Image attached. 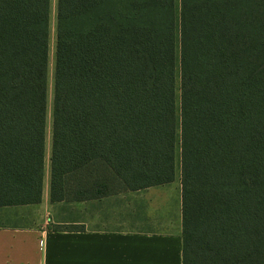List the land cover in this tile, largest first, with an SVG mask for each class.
I'll return each mask as SVG.
<instances>
[{
    "label": "trees",
    "instance_id": "16d2710c",
    "mask_svg": "<svg viewBox=\"0 0 264 264\" xmlns=\"http://www.w3.org/2000/svg\"><path fill=\"white\" fill-rule=\"evenodd\" d=\"M178 3L56 0L49 200L169 184L178 148L182 264H264V0ZM49 18L0 0V207L41 202Z\"/></svg>",
    "mask_w": 264,
    "mask_h": 264
},
{
    "label": "crops",
    "instance_id": "0c3cea01",
    "mask_svg": "<svg viewBox=\"0 0 264 264\" xmlns=\"http://www.w3.org/2000/svg\"><path fill=\"white\" fill-rule=\"evenodd\" d=\"M179 178L178 168L169 184L51 203L45 148L41 202L0 207V264H182Z\"/></svg>",
    "mask_w": 264,
    "mask_h": 264
},
{
    "label": "rangeland",
    "instance_id": "374dc122",
    "mask_svg": "<svg viewBox=\"0 0 264 264\" xmlns=\"http://www.w3.org/2000/svg\"><path fill=\"white\" fill-rule=\"evenodd\" d=\"M53 1V0H52ZM53 3V2H52ZM52 9L50 10V27L54 24L55 21V8L54 3L52 4ZM56 7V6H55ZM179 3L178 0H175V9L178 11ZM54 43H55V36L54 31L51 29L49 33V64H48V112H47V124H46V137H45V148L46 150L50 151V131H51V104H52V75H53V65H54ZM177 104H178V91H177ZM176 147H178V137H177V144ZM175 165H176V174L179 168V152L178 148L175 152Z\"/></svg>",
    "mask_w": 264,
    "mask_h": 264
}]
</instances>
